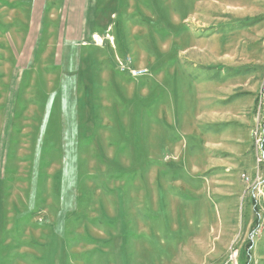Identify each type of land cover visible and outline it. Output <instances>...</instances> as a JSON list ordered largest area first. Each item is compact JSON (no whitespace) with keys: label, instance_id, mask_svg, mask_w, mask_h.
<instances>
[{"label":"rangeland","instance_id":"1","mask_svg":"<svg viewBox=\"0 0 264 264\" xmlns=\"http://www.w3.org/2000/svg\"><path fill=\"white\" fill-rule=\"evenodd\" d=\"M54 1L30 47L0 0V264H264V0H90L75 47Z\"/></svg>","mask_w":264,"mask_h":264},{"label":"crops","instance_id":"2","mask_svg":"<svg viewBox=\"0 0 264 264\" xmlns=\"http://www.w3.org/2000/svg\"><path fill=\"white\" fill-rule=\"evenodd\" d=\"M56 1H58L59 3L57 12L60 15L59 21L57 23V27L59 26V29L62 30L61 42L64 45H67L69 47H75L78 45H85V44L89 45L91 44V42H93V39L95 37L104 36V35H100V33L96 29H93L92 27H88V14L91 6L90 0H56ZM54 3H55L54 0L52 1L47 0L46 2L44 0H26L27 14L29 13V19L28 22H26L27 24H26L25 35H23L24 46L28 45L32 47L35 44V40L37 39V36H39V34L41 35V32H39L38 30L40 31L42 30V23L40 24V19L42 17V14L44 12H47L48 7H50L49 12H51L52 7L53 9L55 7ZM104 42L107 43V41ZM108 44L109 43H107V45ZM93 46L96 48V50H99L98 49L99 46L97 45L96 46L93 45ZM96 50L95 52H97ZM31 51H33V48L31 49ZM109 51L110 50H108V53H110ZM106 54L107 53H105V55ZM94 57H98V55ZM29 61H30V53H29V57L26 59L27 63ZM26 69L27 68H25V70L22 71L21 73L22 75L26 73L27 71ZM46 73L49 74L47 75V77L50 76L54 78L44 83V86H46V88L51 89L48 92L50 94V97L48 98V105L50 104V106L53 105L52 100L53 102H56L55 100L56 97L55 99H52L54 98L55 95L63 93V91L65 90L71 93V89L73 86H78L79 84H81L80 79H82V77L90 78V76H87L86 73H82L80 70H69V69L63 70L61 68ZM11 86L12 85L10 81L9 84L10 90H11ZM51 94L53 95L52 98H51ZM59 100H61L62 102L63 98L59 97Z\"/></svg>","mask_w":264,"mask_h":264},{"label":"built area","instance_id":"3","mask_svg":"<svg viewBox=\"0 0 264 264\" xmlns=\"http://www.w3.org/2000/svg\"><path fill=\"white\" fill-rule=\"evenodd\" d=\"M109 42H111V39L109 38L108 39ZM93 42L96 43L97 45H101L102 43V39L100 37H95L93 39ZM130 65V61H128V59H123L121 61H118L117 62V68H118V71L120 73H127L129 75V77L131 78H140V77H143L144 75H146V70H131L129 67ZM260 141H256L255 142V145H256V148H258ZM258 160V159H257Z\"/></svg>","mask_w":264,"mask_h":264}]
</instances>
